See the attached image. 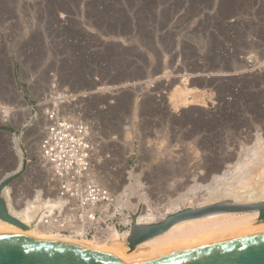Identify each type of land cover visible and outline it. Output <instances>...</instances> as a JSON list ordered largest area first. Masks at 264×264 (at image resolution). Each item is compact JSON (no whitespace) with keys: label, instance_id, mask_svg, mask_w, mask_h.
Wrapping results in <instances>:
<instances>
[{"label":"rangeland","instance_id":"rangeland-1","mask_svg":"<svg viewBox=\"0 0 264 264\" xmlns=\"http://www.w3.org/2000/svg\"><path fill=\"white\" fill-rule=\"evenodd\" d=\"M55 103L90 123L125 215L197 208L181 202L264 142V0H0V183L16 177V206L41 193L24 197L25 172Z\"/></svg>","mask_w":264,"mask_h":264},{"label":"bare ground","instance_id":"bare-ground-1","mask_svg":"<svg viewBox=\"0 0 264 264\" xmlns=\"http://www.w3.org/2000/svg\"><path fill=\"white\" fill-rule=\"evenodd\" d=\"M194 70L198 71L202 70V68H199L197 64V66L194 67ZM203 72H207V70H203ZM210 74L202 73L200 77H204V79L200 81L210 83ZM195 82L192 81V86L196 89L197 82ZM173 91L174 95H170V99L168 98V100L173 101L176 97L177 91ZM196 91L198 90H194V92ZM70 101L71 100H69V102ZM78 101L80 102V99ZM212 110H205L203 113L206 116H210L213 113ZM258 138L259 137H257V141L259 140ZM261 140L258 141V145L253 148L251 155L249 153L247 158L244 157L245 159L238 161L239 163L236 164V167L232 169L231 172H226V175L219 176L220 178L216 179L214 186L211 185L210 189H206L205 193L201 195L197 201H194L193 197H185L181 204H189L191 206L192 203H196L199 205L198 207H203L222 200H232L235 203L264 201V142H261ZM15 178L16 177H14V179ZM25 180L32 181L29 176L26 177ZM38 193L40 194L39 197L34 200L32 199L27 202L24 201V203L21 202L22 205L18 206L17 204L16 206L10 195V185H7L3 189L2 196L7 203L9 212L22 222L26 223L29 228L23 230L0 219V235H26L40 241L74 240L68 236L48 230L42 225V210L45 206L44 201L46 200L42 198V192L40 193V191H38ZM174 207H176V203H171L167 206L166 212L163 214L164 217L175 210ZM134 219L138 224H153L157 222L158 214L149 207L141 213L137 219ZM258 219L259 212L256 211L252 213H216L198 219L183 221L176 224L165 234L142 243L136 248L137 250L135 252L128 248L130 230H125L121 234L115 236L114 230L116 227L114 225L110 226L111 235L108 240L85 242H89L93 251L110 252L125 264H143L154 259L183 251L206 247L221 242L233 241L257 234H264V221H259ZM144 245H150V247L146 252H144L146 248H143L144 250L141 252L140 249Z\"/></svg>","mask_w":264,"mask_h":264},{"label":"built area","instance_id":"built-area-1","mask_svg":"<svg viewBox=\"0 0 264 264\" xmlns=\"http://www.w3.org/2000/svg\"><path fill=\"white\" fill-rule=\"evenodd\" d=\"M60 104H49L42 112L45 128L25 172L32 179L29 190L40 188L46 200L42 225L74 240L93 242L108 240L112 225L131 231L135 219L125 215L115 192L100 178L90 123ZM31 191L24 197L37 192Z\"/></svg>","mask_w":264,"mask_h":264},{"label":"water","instance_id":"water-1","mask_svg":"<svg viewBox=\"0 0 264 264\" xmlns=\"http://www.w3.org/2000/svg\"><path fill=\"white\" fill-rule=\"evenodd\" d=\"M0 183V219L23 230L29 226L8 209L3 189L13 181ZM259 212L264 221V201L235 203L222 200L203 207L189 208L169 215L163 222L138 224L134 220L128 246L134 251L142 243L165 234L176 224L216 213ZM0 264H125L110 252L93 251L89 242L79 240L40 241L26 235H0ZM143 264H264V234L221 242L168 255Z\"/></svg>","mask_w":264,"mask_h":264}]
</instances>
